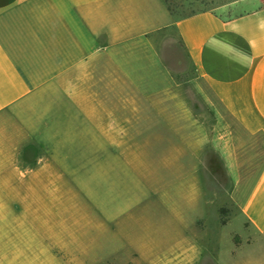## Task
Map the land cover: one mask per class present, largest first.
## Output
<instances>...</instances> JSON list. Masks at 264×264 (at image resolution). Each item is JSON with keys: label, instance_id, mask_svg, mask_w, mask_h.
<instances>
[{"label": "crops", "instance_id": "0c3cea01", "mask_svg": "<svg viewBox=\"0 0 264 264\" xmlns=\"http://www.w3.org/2000/svg\"><path fill=\"white\" fill-rule=\"evenodd\" d=\"M222 7L0 0V193L26 178L46 209L68 181L107 235L96 264H264V0ZM212 203L243 218L231 246L178 217Z\"/></svg>", "mask_w": 264, "mask_h": 264}, {"label": "rangeland", "instance_id": "374dc122", "mask_svg": "<svg viewBox=\"0 0 264 264\" xmlns=\"http://www.w3.org/2000/svg\"><path fill=\"white\" fill-rule=\"evenodd\" d=\"M164 1L171 5L173 14L181 18L202 10L226 14V9L222 5L233 0ZM166 61L174 72H179L180 66L176 63V58L166 57ZM53 181L52 179V184ZM6 183L17 186L19 193H0V264H80L83 261L80 251L83 249H85L83 254L86 253L83 257L87 258L89 264H96L94 261L102 259L107 235L98 234L93 231L92 226L87 225L88 220L98 219L99 215L85 203L68 181L65 183L67 190L65 203L63 195L53 194L51 204L46 209L26 208L28 200H31L26 194V178H8ZM63 183L61 180L60 184ZM216 204L212 203L195 211L179 208L178 217L191 221L194 217L200 216L208 228L220 237L222 245L228 247L237 241L235 239L238 235L246 234L243 218L237 214L238 210L234 205L224 204L216 209ZM163 210H152L148 216L152 218L172 216ZM212 231L210 232L214 234ZM60 233L66 235L65 240H58ZM77 236L81 241L74 239ZM97 245L100 251H97Z\"/></svg>", "mask_w": 264, "mask_h": 264}, {"label": "trees", "instance_id": "16d2710c", "mask_svg": "<svg viewBox=\"0 0 264 264\" xmlns=\"http://www.w3.org/2000/svg\"><path fill=\"white\" fill-rule=\"evenodd\" d=\"M166 2V1H165ZM166 4H167V7H168V9L170 10V12H172V13H174V10H173V8L171 7V5L169 4V3H167L166 2ZM193 13H195V12H192V13H190V14H193ZM187 15H189V14H187ZM186 16V15H185Z\"/></svg>", "mask_w": 264, "mask_h": 264}]
</instances>
